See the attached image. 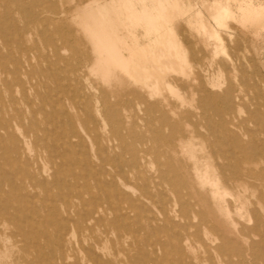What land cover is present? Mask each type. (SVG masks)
I'll return each mask as SVG.
<instances>
[{"label":"rangeland","instance_id":"obj_1","mask_svg":"<svg viewBox=\"0 0 264 264\" xmlns=\"http://www.w3.org/2000/svg\"><path fill=\"white\" fill-rule=\"evenodd\" d=\"M18 59L21 79L12 76ZM0 63V264H15L23 253L10 213L74 216L55 186L76 181L65 173L56 178L55 161L63 157L43 149L52 129L80 136L72 137L75 162L64 171L86 173L85 161H92L89 183L99 206L120 203L124 210L88 236L85 223L69 220L64 231L48 224L51 239L38 240L49 253L71 244L80 264H93L90 253L107 260L117 250L133 258L155 250L152 264H264V188L250 178L244 207L222 189L228 214L200 181L207 166L221 176L216 164L230 177L264 168V0H0ZM207 70L216 74L205 76ZM201 82L219 99L204 101L208 110L194 115ZM30 83L33 111L23 87ZM10 118L33 128L35 165L15 151ZM100 148L103 161L94 155ZM44 168L40 179L51 195L35 182L28 187L33 201L19 209L16 187Z\"/></svg>","mask_w":264,"mask_h":264},{"label":"bare ground","instance_id":"obj_2","mask_svg":"<svg viewBox=\"0 0 264 264\" xmlns=\"http://www.w3.org/2000/svg\"><path fill=\"white\" fill-rule=\"evenodd\" d=\"M42 36L45 37V34H42ZM20 52L24 53V50H21ZM16 63H17V68L16 70H14V72H12V76L13 78L21 79V75L23 72V68L25 67V64L20 59H18ZM0 68L3 73H6L5 64L0 63ZM215 74L216 72H209L208 70L205 72V76H208V75L211 76ZM202 76L205 77L204 75ZM212 82L210 83L212 84ZM23 87H24V91L26 92L25 96H27L26 95L27 92L32 91L36 88L32 83H30L28 87L26 85H23ZM156 88H159V85H157ZM154 91L159 93L156 90ZM194 91H196V93H199L200 95V99H199L200 104L194 107L196 111V114L194 113V115H197V113H201V111L208 110V108L204 106V101L212 100V101L217 102V100L219 99V96L216 95L211 89H208L203 82H201V85H198L197 88L194 89ZM36 96L38 98L40 97L42 98V94L39 93V91L36 93ZM184 102L185 100L182 101V103ZM25 103L29 107L30 111L34 110L35 102L33 99H30L27 96ZM176 106L177 105L175 104L173 107H176ZM150 112H151V109H150ZM86 113L87 115L91 116L89 108H87ZM192 114L193 113L188 112V111L184 112V115L186 117H191ZM24 115H25L24 111H19L20 118L22 117L25 118ZM45 116L49 120L53 119V116L49 112H45ZM90 119H92V117H90ZM32 120L34 121L36 119H32ZM57 120L59 122H64L62 119L61 120L57 119ZM210 120L211 118H208V121ZM14 129H18L20 131L19 133L20 137H18L15 134L14 135L11 134V130H14ZM31 131H33V128L29 130L26 129L24 127L23 122L18 123L14 118H10L6 120V132L7 133L10 132L9 137L11 138V141H13L15 151L17 152L19 156L27 155L28 159L25 163L26 166L31 165V164L35 165L36 164L35 162H38L40 160L39 153L37 154V157H34V158L30 157V153L32 151H37L36 150L37 148H35V146L30 145V141H31L30 132ZM46 132L52 135L53 142L52 143L45 142L43 145V149H45L50 154L51 157H59V156L63 157L62 158L63 160L60 163L55 161L54 176L57 178L58 173L59 174L61 173L70 174L69 177L72 180L76 181L74 184H72V186L74 187L67 188V186H70V184L68 185L67 180H66L67 177H66L65 186L64 185L55 186L58 192V195H60L63 198V200L66 201V205L69 207L72 213H74L75 217L72 215L68 217H62V216H57V215L52 217V216H43V215L35 216L33 214L29 215L26 213H23V214L10 213V218L18 229L17 234L21 236L22 242L24 243L23 247L21 248L23 253L15 259V264H80L76 260L72 261V259H75V255H74V248L72 247L71 244L68 248L60 249L58 255H54V254H51L52 252L51 253L48 252L50 249L49 244L47 243L43 244L42 242H39L38 240L40 238H46L47 240L51 239V234L49 231L45 229L46 228L45 226H47L50 223L56 222L58 229L60 231H64L66 229V226L69 220H72L76 223H81V224L85 223V226L83 227V231L84 232L86 231V232L84 233L83 236H88L89 232L93 229V227L97 225H101L106 222L115 223L118 218L117 212L118 211L122 212L124 210V207L120 203H115V204L112 203L113 205L111 204L108 207L99 206L101 204L99 203L100 197L97 193H94L92 191V187L89 183V178L92 176V172H93L92 168L94 167V163L92 161H87V160L85 161V165L87 166V170H88V172L86 173L82 174V173H78L73 170L72 172L64 171V167H63L64 164L70 161L73 163L75 162L74 155L72 154L73 153L72 151L75 148V144L72 142V137L76 138L80 136L74 129L71 132H64V131L57 132L56 129H52V131L46 130ZM20 142H23V143H20ZM237 148L242 153L245 160H248L250 151L247 149V147L239 143L237 144ZM103 150H104L103 148H100L94 154L95 157L100 161L104 160ZM258 151L262 156H264V147H259ZM148 153H146V155H148ZM209 155L211 156L216 155V152L214 150H211L209 152ZM10 160L12 162L13 159L10 158ZM215 167H216L215 171L217 172V174L219 173L221 176L217 177L218 175H215V177L214 176L212 177L209 172L210 166H207L204 174L201 175L200 181L203 186L205 185L210 186L213 199L218 200L216 202V205L218 204V206L220 207L225 206L224 204L225 202L223 198L224 195H222V192H221L222 189H225L226 193L230 194L236 201L241 202L242 204L241 207H244L245 203L249 199L247 192L250 188V185H249L250 178H253L255 180V182H253V186L264 188V168H261L259 171H253V170H249L245 168H240L239 172L235 173V176L230 177L227 175L226 168L224 165L216 164ZM44 172H47L45 168L42 171H40V173H35V172L27 173L26 172L27 174L24 175L22 184L16 187V190L19 193H21L23 197L22 200L17 202L19 209H21L23 206L28 205L29 203L33 201L35 196L28 192V187L35 186V182L37 186L42 187L46 193H49V195H51L52 189H50V187L46 185L45 179H40V176H42ZM131 186L134 187L133 185ZM98 187L100 190H103V186L101 184H99ZM233 191H235L236 193H234ZM254 194L255 193H252L251 196H254ZM87 195L90 197L88 198ZM225 208H226L227 213L229 214L230 210L228 209L227 206H225ZM166 220H168V218ZM215 249L216 250L219 249V251H221L220 247L215 248ZM155 255H156V251L152 250L151 252H148L145 255H142L137 258H133L132 256H129L127 254L125 255L124 252L121 253L120 250H117L112 255L113 256L112 259L105 260L101 258L100 255H96L95 253H90L89 256L93 264H152L153 262L156 263ZM228 257L229 259H231L230 256ZM245 259L242 261V264H248V262ZM224 264H230V263L225 262Z\"/></svg>","mask_w":264,"mask_h":264}]
</instances>
